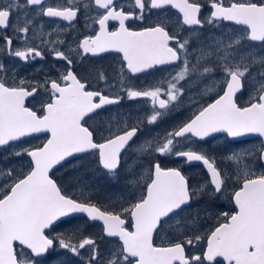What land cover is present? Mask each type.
<instances>
[{"label":"snow or ice","instance_id":"snow-or-ice-1","mask_svg":"<svg viewBox=\"0 0 264 264\" xmlns=\"http://www.w3.org/2000/svg\"><path fill=\"white\" fill-rule=\"evenodd\" d=\"M81 18L84 32L69 41ZM257 45L264 53V0H0V264H66L59 255L48 260L57 251L75 264H264V139L223 160L204 147L217 135L264 138ZM111 53L118 85L106 70H76ZM48 57L60 62L54 72L36 67ZM24 67L39 75H22ZM205 96L211 102L201 103ZM185 99L192 114L149 138ZM125 100L142 101V115L117 111L97 121ZM131 153L140 154L134 166ZM89 158L110 180L126 181L118 199L76 196L56 175ZM162 158L200 163L207 179L193 184ZM204 196L232 205L207 217L215 220L207 231L200 211L182 215ZM80 216L83 224L56 231ZM96 224L98 233L85 231ZM162 231L169 238L157 243ZM103 240L112 244L107 252Z\"/></svg>","mask_w":264,"mask_h":264},{"label":"rangeland","instance_id":"rangeland-1","mask_svg":"<svg viewBox=\"0 0 264 264\" xmlns=\"http://www.w3.org/2000/svg\"><path fill=\"white\" fill-rule=\"evenodd\" d=\"M218 31H227L230 32L229 30L220 27ZM255 50H259L258 48H255ZM254 50V51H255ZM256 52V51H255ZM257 53V52H256ZM258 55L264 54V53H257ZM161 75V74H160ZM160 75L156 76V74L152 75L151 78H156L158 79ZM209 96H205L204 100L201 101V103L204 102H210L211 99ZM144 104L142 101H139L132 109V112L130 111L131 117L134 119L136 116H141L142 112L141 110L144 108ZM192 111H194L192 107V102L189 99H185L184 102L176 109L175 112L171 114L170 117L166 118L165 120L161 121L159 125L155 128L154 132H148V137L151 138L152 136H155L157 133L163 134L166 130H170L173 126H175L177 123L186 120L191 114ZM147 128L148 126L145 125ZM43 139L37 138V139H31L28 140V143L32 145H36L42 142ZM214 140V139H213ZM212 141V140H211ZM251 143L248 144H243V145H237V146H231L225 138H219L215 139L211 143H207V146H204L210 153L215 155L218 160H223V157L229 153L232 152H242L246 149H258L259 144L256 142H253L255 140H251ZM210 142V141H209ZM139 153H131L128 158V163L129 165L134 166V162H139ZM162 163H165L167 166L170 164H174V166H182L183 172H185V168L181 163H174L172 162L171 158H168L167 160L162 158ZM226 163V162H225ZM90 162L87 164L89 165ZM16 167H19V163H15ZM146 162H145V171L146 173ZM257 170L260 169L259 164L257 163L256 165ZM192 170V171H191ZM190 172H186L185 175L189 176L191 178V182L193 184H197L198 182H201L203 180H206L203 175H200L199 169L192 167L191 169L187 170ZM199 172V173H198ZM63 176L65 179V182H69V184H72L73 187V193H75L77 196H80L81 194L84 195H89V196H103L106 195L107 197V203L109 202L110 198H115L118 199L121 190L124 188V185L126 181L121 177L119 181L117 180H110L107 178L103 172L98 171V170H92L89 171L87 169V172L84 171H78V168L74 169L72 167V164L69 166L63 168L61 172L58 174V177ZM76 177L80 178V182L76 183ZM101 191V193H100ZM225 198V197H222ZM210 197L204 196L201 200H199L198 203L202 202H210ZM197 202H194L193 205H195ZM192 205V207H193ZM205 206V205H204ZM212 204L208 207H211ZM207 207V208H208ZM196 208L203 210V206L198 205ZM212 208V207H211ZM192 208H189L186 210L182 215L187 216L189 215L188 213L190 212ZM196 211H199L196 209Z\"/></svg>","mask_w":264,"mask_h":264},{"label":"flooded vegetation","instance_id":"flooded-vegetation-1","mask_svg":"<svg viewBox=\"0 0 264 264\" xmlns=\"http://www.w3.org/2000/svg\"><path fill=\"white\" fill-rule=\"evenodd\" d=\"M204 15L207 16L206 10H205ZM168 16H170L171 19L170 20L166 19L165 23L172 24L176 19V16L174 14V10L169 12ZM61 26H63V25H61ZM49 27H51V22L46 23L45 30H47V28H49ZM221 27L229 30L230 32L233 31V26H231V25H222ZM84 30H85V22H84V19L81 18L79 23H77L75 25V28L69 30L68 40L71 41L73 37H75L78 33L82 34L84 32ZM204 32L208 35H212L213 34V28L211 26L206 25L204 28ZM256 48L260 49L259 45H257ZM255 51L257 53H260L259 50H255ZM118 62H119V57L117 54H114V53L104 54L102 57H88L82 64L77 65L76 70L82 74H85V75H87L90 72L94 73V71L96 69L106 70V72L110 76V82L118 85L119 77L114 72V69L118 68V66H119ZM59 63L60 62L53 61L51 59V57H48L44 61L39 62V64L36 65V67L41 68L44 72H49V71L54 72L53 64H59ZM21 74L24 76H27V77H31L33 75H39V73H36L34 71L33 67L22 68ZM154 74H156V76H158L161 73L156 72ZM154 74H152V75H154ZM152 75L141 76L140 83L153 80L154 78L153 79L151 78ZM100 86H103V84L101 83ZM245 99H246V97H241V102L243 103ZM138 102L139 101H131L130 102V101L125 100L118 107L117 106H111L107 110H104L100 113V115L97 117V121L102 123L103 120H106L111 115V113L117 112V111L120 113H130V111L132 112V109L134 107H136ZM32 103H35V102L32 101ZM42 139H44V137H42ZM255 142L258 143L260 146L261 140H257ZM248 143H251V140L247 139V140H242L239 142H234V143H232L231 146L243 145V144H248ZM259 167H260V165H259ZM66 183L69 184V182H66ZM100 193H101V191H100ZM96 198L102 203H107L106 195H103V196L99 195ZM211 204H212V206H211L212 208L208 207ZM199 205L203 206L204 211H201V209L196 208L198 206V204H196L193 207H191L192 209L190 210V212L188 214L190 215V214L194 213L196 211V209L200 211V222H201V224L204 225V229H203L204 231H207V229L215 223L214 219H207L208 216H210L211 214H214V213H219L222 210L223 211L230 210L232 207V205L229 204L226 197L225 198H222V197L211 198L210 202H208V201L202 202V203H199ZM205 210H207V211H205ZM83 223H84V218L82 216L76 217L71 221V223H64V224L59 225L57 227L56 231L57 232H68L73 227L81 225ZM85 231L90 232V233H98L100 231V225L96 224L95 226H88L85 229ZM168 238H169L168 234L166 232L162 231L160 234V237L157 239V243L166 242V240ZM100 244H101V248L105 252L110 250L112 247V244H110L107 240L100 241ZM57 255H59L61 259H64L66 261V264H75V259L73 257H70L67 253H61L59 251L53 252L49 256L48 260L52 261L53 257H55ZM44 264H47V262H44ZM218 264H219V262H218Z\"/></svg>","mask_w":264,"mask_h":264},{"label":"trees","instance_id":"trees-1","mask_svg":"<svg viewBox=\"0 0 264 264\" xmlns=\"http://www.w3.org/2000/svg\"><path fill=\"white\" fill-rule=\"evenodd\" d=\"M208 143H211V142L208 141ZM204 146H207V144L204 145ZM89 162H90V164L87 165ZM72 163H73V162L69 163V165L72 164ZM170 165H171V166H174V164H170ZM196 167L199 168L198 166H196ZM191 168H192V167H186L184 173H186V172H190V171H187V170H189V169H191ZM87 169H88L89 171L96 170L95 164L91 162V159H90V158L84 162V165H83L82 167H79V168H78V171H81V170H82V171H84V172H87ZM199 169H200V168H199ZM191 171H192V170H191ZM199 172H200V173H199ZM199 172H198V173H199L200 175H203L205 178H207L206 175L204 174V172L202 171V169H200ZM71 191H72V193H73V189H72ZM73 194L76 195L75 193H73Z\"/></svg>","mask_w":264,"mask_h":264},{"label":"water","instance_id":"water-1","mask_svg":"<svg viewBox=\"0 0 264 264\" xmlns=\"http://www.w3.org/2000/svg\"><path fill=\"white\" fill-rule=\"evenodd\" d=\"M40 136H42V135H40ZM217 136H218V135H217ZM33 137H38V136H33ZM30 138H32V137H29V138H27V139H30ZM247 138H260V137L256 136L255 134H250V135H248V136H246V137L238 138L237 140H232L231 138H228V139H229L230 141H239V140L247 139ZM209 139H212V138H209ZM191 165H199V166H201V167L203 168L202 164H200V163H193V164H191ZM191 165H186V166H191ZM203 171H204V168H203Z\"/></svg>","mask_w":264,"mask_h":264},{"label":"bare ground","instance_id":"bare-ground-1","mask_svg":"<svg viewBox=\"0 0 264 264\" xmlns=\"http://www.w3.org/2000/svg\"><path fill=\"white\" fill-rule=\"evenodd\" d=\"M239 141H241V140H239ZM239 141H232V142H239Z\"/></svg>","mask_w":264,"mask_h":264}]
</instances>
